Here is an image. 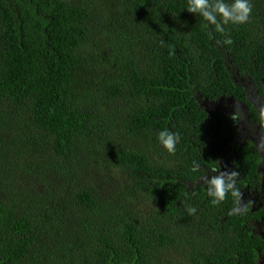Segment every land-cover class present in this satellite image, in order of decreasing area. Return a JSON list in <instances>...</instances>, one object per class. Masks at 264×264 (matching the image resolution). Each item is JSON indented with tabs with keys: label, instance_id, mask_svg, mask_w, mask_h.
<instances>
[{
	"label": "trees",
	"instance_id": "16d2710c",
	"mask_svg": "<svg viewBox=\"0 0 264 264\" xmlns=\"http://www.w3.org/2000/svg\"><path fill=\"white\" fill-rule=\"evenodd\" d=\"M251 4L219 33L187 0H0V264H255L234 198L186 184L234 132L204 102L249 108L264 82V0ZM231 161L240 189L259 181L251 144Z\"/></svg>",
	"mask_w": 264,
	"mask_h": 264
},
{
	"label": "flooded vegetation",
	"instance_id": "af4514ba",
	"mask_svg": "<svg viewBox=\"0 0 264 264\" xmlns=\"http://www.w3.org/2000/svg\"><path fill=\"white\" fill-rule=\"evenodd\" d=\"M241 89L242 91H247V85L245 83L241 84ZM248 100L250 101L249 108L244 102L234 99L231 96L225 99H219L216 102H204L203 105L208 110V115L210 117L214 116L217 112H222L226 118L228 117L230 119V116L233 113L232 104L235 101H238L243 105L246 115L245 118L239 122L240 124H237L230 119L229 123H231L234 132L230 133L229 136L227 135V138L222 139L219 144H209V150L215 147L221 152V160L218 162V168H203L205 171L201 176L191 183L186 184L193 185L188 189L190 192H196L197 190H200V188L205 189L204 177L210 175L209 172L212 168H217L221 171L232 169L231 160L236 149L238 150L245 145L251 144L252 147L258 151L260 158L257 170L259 173V181L253 185L246 183L241 188L244 199L241 204L244 207V211L242 212L243 230L250 234L251 239H254L256 243L255 246H249V250L255 253V264H264V151H259L257 149V144L261 139H264L261 135L264 134V112L261 111V108L264 107V82L251 87ZM220 220H225V217ZM213 234L217 238L222 235L221 233L214 231ZM204 236L206 239L209 238L206 234ZM232 254H234V252H232ZM234 262L235 264H243L240 259H234ZM227 264H231V261L229 260Z\"/></svg>",
	"mask_w": 264,
	"mask_h": 264
},
{
	"label": "clouds",
	"instance_id": "9594fccd",
	"mask_svg": "<svg viewBox=\"0 0 264 264\" xmlns=\"http://www.w3.org/2000/svg\"><path fill=\"white\" fill-rule=\"evenodd\" d=\"M191 14L200 15L205 21L203 27L207 30L214 26V31L219 33L225 32V26L242 25L249 21L252 13L251 0H187V7L185 8ZM211 35V33H209ZM231 42L230 40L228 41ZM163 44V41H161ZM175 54L174 48H169V55ZM233 113L230 119L240 124L239 122L245 118V110L242 104L235 101L232 104ZM264 112V107L261 108ZM264 137V134H261ZM157 140L161 148L169 155H175L177 146L181 142V136L178 132L171 131L170 129H164L157 133ZM259 151H264V139L257 144ZM200 164L193 161L191 171L198 172ZM240 173L238 170H224L221 171L217 168L210 170V175L204 177L206 185L207 196L210 198V203L213 206H218L224 203L231 195L234 198V206L232 207L230 214L239 215L244 211V207L241 202L243 199V193L238 186L237 179ZM210 177V178H209ZM195 208H189L188 212L191 215L196 213Z\"/></svg>",
	"mask_w": 264,
	"mask_h": 264
},
{
	"label": "water",
	"instance_id": "95a60500",
	"mask_svg": "<svg viewBox=\"0 0 264 264\" xmlns=\"http://www.w3.org/2000/svg\"><path fill=\"white\" fill-rule=\"evenodd\" d=\"M203 110L207 113V114H209V112H208V110L203 106Z\"/></svg>",
	"mask_w": 264,
	"mask_h": 264
},
{
	"label": "rangeland",
	"instance_id": "374dc122",
	"mask_svg": "<svg viewBox=\"0 0 264 264\" xmlns=\"http://www.w3.org/2000/svg\"><path fill=\"white\" fill-rule=\"evenodd\" d=\"M33 179H31V181H32ZM34 181V180H33ZM30 183V182H29Z\"/></svg>",
	"mask_w": 264,
	"mask_h": 264
}]
</instances>
